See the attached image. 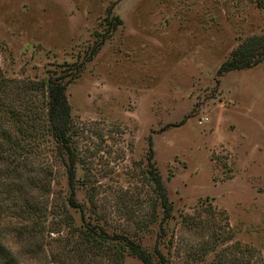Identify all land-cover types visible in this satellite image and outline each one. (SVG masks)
Masks as SVG:
<instances>
[{"label": "rangeland", "instance_id": "374dc122", "mask_svg": "<svg viewBox=\"0 0 264 264\" xmlns=\"http://www.w3.org/2000/svg\"><path fill=\"white\" fill-rule=\"evenodd\" d=\"M259 2L0 0V77L20 80L18 109L45 98L21 80L84 61L65 89L69 149L46 123L31 136L17 129L25 115L0 122V247L13 264H144L117 251L124 239L159 261L157 245L167 264H264V59L218 73L264 34ZM109 4L122 23L106 33ZM149 139L172 202L163 225ZM98 234L102 247L86 240Z\"/></svg>", "mask_w": 264, "mask_h": 264}, {"label": "trees", "instance_id": "16d2710c", "mask_svg": "<svg viewBox=\"0 0 264 264\" xmlns=\"http://www.w3.org/2000/svg\"><path fill=\"white\" fill-rule=\"evenodd\" d=\"M261 3V0L260 2ZM262 5V3H261ZM122 23V19L118 14L113 11V5L109 4L106 7V14L104 20V27L106 33H110L113 31L117 25ZM101 42L96 43L89 53V58L94 55L97 49L102 44ZM264 59V34H256L249 36L246 40L241 42L235 49L231 51L230 56L224 60L219 69L218 73H222L226 70L242 68L246 66H251L261 60ZM84 61L73 63L70 72L65 74H56L54 70H51L48 77L46 79L41 80H21L22 84H17L20 88H28L32 90V95H34V89L40 90L42 96L44 95L42 103L40 106L36 104L29 105L26 104L25 109H18L16 104H14V100L11 98V82H18L20 80H10L6 77H0V122L2 119H8L11 121V117L14 121L16 117L21 118L22 115H25L28 118V122H23V125H18L17 129L22 131L23 135H37L39 127L42 123H46L47 130H50L55 139L58 140L62 146L66 148H70V140H71V116L69 114V103L66 98V85L78 75V73L82 69ZM18 104V103H17ZM20 105V104H19ZM30 106V107H27ZM46 107V108H45ZM46 116V117H45ZM5 120V121H6ZM12 120V122H13ZM14 123V122H13ZM0 127L3 130V124L0 123ZM3 135V134H2ZM5 136V135H4ZM26 137L21 136L15 138L14 135H7V147L13 148V150L20 151L25 148V140ZM149 149L147 154L148 159V174L154 183V189L158 194L159 200V208H160V217L158 218V212L155 213L154 210V219H159L160 225H163V222H166L172 215V202L168 197L166 187L159 175L154 162L151 161L153 159V151H152V141L149 139L148 141ZM0 146V153H1ZM5 152V151H4ZM73 192H71L69 196L70 204L74 205V200L72 199ZM156 207V205H155ZM163 223V224H162ZM101 236L98 234L97 236H92L91 239L86 238V240H91L99 244L102 247L100 240ZM116 249L118 252L123 251V249H127L129 253L140 258L144 264H167L164 261L163 253L155 247L156 253L159 256V261L154 258L149 250L143 247L140 243L135 242L133 240L124 239L117 240L115 242ZM116 253V252H115ZM117 254V253H116ZM4 260V264H13V260L10 258L7 250L4 247H0V257ZM1 259V258H0Z\"/></svg>", "mask_w": 264, "mask_h": 264}]
</instances>
